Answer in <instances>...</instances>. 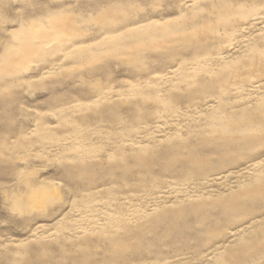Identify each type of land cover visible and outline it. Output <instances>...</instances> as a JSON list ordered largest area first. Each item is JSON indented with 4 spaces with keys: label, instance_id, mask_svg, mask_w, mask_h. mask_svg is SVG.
<instances>
[{
    "label": "rangeland",
    "instance_id": "1",
    "mask_svg": "<svg viewBox=\"0 0 264 264\" xmlns=\"http://www.w3.org/2000/svg\"><path fill=\"white\" fill-rule=\"evenodd\" d=\"M264 0H0V264H264Z\"/></svg>",
    "mask_w": 264,
    "mask_h": 264
},
{
    "label": "snow or ice",
    "instance_id": "2",
    "mask_svg": "<svg viewBox=\"0 0 264 264\" xmlns=\"http://www.w3.org/2000/svg\"><path fill=\"white\" fill-rule=\"evenodd\" d=\"M255 198L259 199L262 203H264V190H262L259 195Z\"/></svg>",
    "mask_w": 264,
    "mask_h": 264
}]
</instances>
